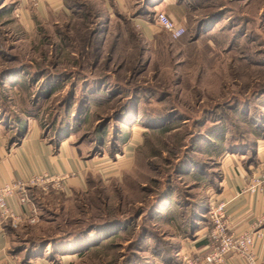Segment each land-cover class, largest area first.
I'll return each mask as SVG.
<instances>
[{
    "label": "rangeland",
    "instance_id": "1",
    "mask_svg": "<svg viewBox=\"0 0 264 264\" xmlns=\"http://www.w3.org/2000/svg\"><path fill=\"white\" fill-rule=\"evenodd\" d=\"M16 1L0 0V125L34 124L89 163L82 187L35 191L20 249L51 264L173 262L176 235L212 227L227 164L264 176V0H172L174 16L137 0L155 36L116 18L100 48L88 35L103 24L85 10L33 24ZM159 11L186 34L172 39Z\"/></svg>",
    "mask_w": 264,
    "mask_h": 264
},
{
    "label": "crops",
    "instance_id": "2",
    "mask_svg": "<svg viewBox=\"0 0 264 264\" xmlns=\"http://www.w3.org/2000/svg\"><path fill=\"white\" fill-rule=\"evenodd\" d=\"M99 1L102 7L99 6L100 9H95L94 13H91L94 3L91 1L79 2L78 0H17L10 10L21 21L34 24L36 19H48V16L59 9L62 10V13L68 14L66 4L74 5L76 10H85L93 18L105 21L106 24L115 22L116 18L126 19L138 26L140 32L146 37L153 38L155 36L157 31L153 29L148 17L134 16L137 0ZM172 3H174L172 0H164L161 7L169 10ZM170 15L174 16L173 12H170ZM107 31L108 29H106ZM106 32L105 42H107ZM116 36L118 40L122 37L120 32ZM18 130L20 129L13 133L7 127L0 125V187L17 179H27L33 175L45 174L66 176L63 183L70 188L73 185L83 186L89 167L86 160L67 149L65 145L57 146L46 140L42 136L40 128L34 124L30 128L24 129L23 133ZM226 166L225 178L221 183L220 190L212 197V202L218 200L228 202L227 210L234 230L259 229L263 233L255 245V264H264V189L254 194L241 193L249 180V172L237 165L227 164ZM35 191L43 195L42 188L32 187L28 191L29 198L26 202L20 200V194L12 197L9 201L12 209L23 215H31L36 212L33 202L37 196ZM260 220H263L261 224H259ZM25 222L23 223L25 224ZM24 224L20 226V230ZM20 230L14 229L10 220L0 218V248L4 249L0 256V264H51L45 256H33L30 255L32 253H29L28 249L25 252L20 249V241L23 240ZM208 231L209 227L204 223L193 224L189 228L183 229V236L181 234L175 236L177 251L174 261H166L163 264H179L182 254L205 250L208 244ZM226 264L249 263L239 255H232Z\"/></svg>",
    "mask_w": 264,
    "mask_h": 264
},
{
    "label": "built area",
    "instance_id": "3",
    "mask_svg": "<svg viewBox=\"0 0 264 264\" xmlns=\"http://www.w3.org/2000/svg\"><path fill=\"white\" fill-rule=\"evenodd\" d=\"M156 20L161 28L169 33L172 39H179L186 32V27L183 24L174 21L164 11H159L156 14ZM65 177L46 174L33 175L27 179H17L5 183V185L3 184L0 187V218L10 220V224L14 229L19 228L24 221L32 224L37 222L36 213L31 215L16 213L10 205V199L20 194V200L26 202L29 198L28 191L32 187H40L46 192L51 189L65 190L63 183ZM263 189L264 176L255 174L247 181L241 193L254 194ZM227 205L228 202L225 200L211 202L208 215L213 227L208 231L207 248L182 254L179 264H226L232 255H239L249 264H255V245L263 233L259 229L234 230ZM3 252L4 249L0 248V256Z\"/></svg>",
    "mask_w": 264,
    "mask_h": 264
},
{
    "label": "trees",
    "instance_id": "4",
    "mask_svg": "<svg viewBox=\"0 0 264 264\" xmlns=\"http://www.w3.org/2000/svg\"><path fill=\"white\" fill-rule=\"evenodd\" d=\"M181 3L182 2H178V4H180L181 5ZM146 12V11H145ZM134 14V16H139V15H141V13L140 12H134L133 13ZM142 16H146V17H148V18H150L148 15H146V14H142ZM83 18H84V20H86L87 21V19L88 18H92V16L91 15H89L86 11H84V15H83ZM94 19V18H93ZM92 19V20H93ZM155 19H156V15H155ZM97 22H99V23H102L103 25H101V27L100 28H96V29H94V31L91 33V35L89 34L88 35V47H90V45H91V39L93 38H95V41H97L98 43H100V45L99 46H97V48H100L101 46H103L104 44H105V41H104V35H105V32H106V28H104L105 26H106V22L105 21H102V20H98ZM129 22V21H128ZM187 31V30H186ZM185 34H186V32H185ZM184 34V35H185ZM183 35V36H184ZM200 35H201V32L200 31H198L197 30V33L195 34V36L192 38V40H196V39H198L199 37H200ZM182 36V37H183ZM182 37H180V38H182ZM179 38V39H180ZM113 39H114V41H118V38H117V36H116V34H115V37H113ZM160 130H165V128H163V129H160ZM156 132V131H155ZM211 226H212V223H211ZM213 227V226H212ZM211 229V227H209V230ZM166 261H171V258H168V259H166Z\"/></svg>",
    "mask_w": 264,
    "mask_h": 264
}]
</instances>
